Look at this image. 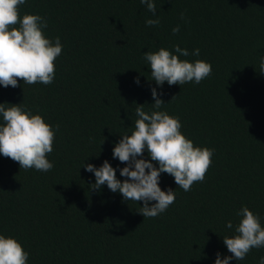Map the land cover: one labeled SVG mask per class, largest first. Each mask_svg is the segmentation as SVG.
Segmentation results:
<instances>
[{"label": "trees", "instance_id": "obj_1", "mask_svg": "<svg viewBox=\"0 0 264 264\" xmlns=\"http://www.w3.org/2000/svg\"><path fill=\"white\" fill-rule=\"evenodd\" d=\"M155 2L154 27L145 24L153 17L140 0H26L20 7L21 17L43 16L46 37L59 36L64 46L50 85H0V103L23 102L54 130L59 125L48 172L21 169L0 154V234L22 244L28 264H215L217 252L232 255L223 237L235 235L242 207L264 226V0ZM175 45L199 48V56L180 58L209 62L211 75L198 85L150 81L144 53L163 47L175 54ZM152 88L194 146L215 153L190 191L162 173L160 187L176 191L175 202L145 218L142 201H125L106 184L91 189L95 175L83 166L108 160L126 179L113 149L134 130L138 105L154 110ZM142 158L150 159L146 149ZM262 256L264 248H253L230 264H259Z\"/></svg>", "mask_w": 264, "mask_h": 264}, {"label": "clouds", "instance_id": "obj_2", "mask_svg": "<svg viewBox=\"0 0 264 264\" xmlns=\"http://www.w3.org/2000/svg\"><path fill=\"white\" fill-rule=\"evenodd\" d=\"M25 3L26 0H0V85L4 88L18 87L19 80L28 85L53 83L55 60L64 47L59 36L54 42L46 37L44 30L48 24L43 16L26 13L21 17L20 7ZM140 3L153 17L146 19L145 24L158 26L160 18L155 0H140ZM181 19H184L183 15ZM179 31V25L172 29L173 35ZM174 52L161 47L158 51L144 53V59L150 65V81L161 87L165 82L182 86L194 81L198 85L211 75L209 62L180 58L199 56V48L190 53L175 45ZM260 72L264 73V58L260 61ZM135 82L139 84V77ZM151 91L154 110L145 111L146 103L138 105L134 130L122 135L113 149V159L127 165L120 169V175L126 179H117V170L108 160L99 168L91 163L83 166L95 175L91 189L100 190L106 184L113 193L119 192L125 201H142L143 206L138 212L145 218L157 217L175 202L176 191L171 187L164 191L160 187L162 173L173 176L178 188L190 191L195 182H203L215 153V149L194 146V142L182 133L180 118L160 110L166 104L160 98L161 93L156 88ZM0 116L3 119L0 123V154L18 162L21 169L50 171L54 163L47 157L53 151L59 125L54 130L41 114H33L23 102L0 103ZM145 149L150 159L142 158ZM237 216L240 220L234 228L235 235L223 237V243L232 255L222 258L217 252L215 264H230L233 259L242 261L253 248H264V226L259 214L244 206ZM226 227L233 229L232 221H228ZM29 256L16 238L0 234V264H28ZM259 264H264V256L260 257Z\"/></svg>", "mask_w": 264, "mask_h": 264}]
</instances>
